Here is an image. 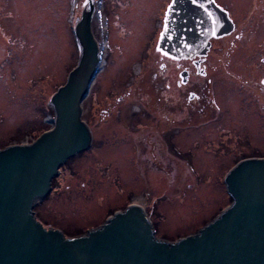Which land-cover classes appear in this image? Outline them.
<instances>
[{"label":"rangeland","instance_id":"obj_1","mask_svg":"<svg viewBox=\"0 0 264 264\" xmlns=\"http://www.w3.org/2000/svg\"><path fill=\"white\" fill-rule=\"evenodd\" d=\"M164 1H106L112 52L108 51L109 64L84 103V117L95 142L62 165V175L54 179L52 193L39 207L45 227L59 228L67 236L112 201L142 205L158 235L200 223L203 216L217 214L227 203L223 167L241 154L264 152L263 92L239 88L242 81L254 80L253 74L238 68L245 64L240 52L251 51L237 48V35L243 34L240 29L225 35L232 34L226 39L228 53H218L222 40L210 39L208 53L214 82L219 84L213 92L218 100L226 98L227 92L232 99L222 102L221 111L214 104L217 114L211 120L206 109L186 120L189 111L182 112L172 99L173 88L161 92V97L147 81L135 77L148 69L134 64L132 56L124 66L138 31L139 43L143 50L146 47L142 62L146 65ZM218 1L250 38L257 34V26L264 25L262 3ZM88 5L89 0H0V142L29 138L53 117L51 98L59 88L61 71L79 61L74 32ZM135 6L137 22L131 17ZM254 11L262 14L259 23ZM97 24L104 25V18ZM150 31L151 39L150 35L144 39L143 34ZM101 40L106 47V39L101 36ZM141 91L160 99L147 103L150 97ZM222 114L229 115V129L218 127L214 133L211 125Z\"/></svg>","mask_w":264,"mask_h":264},{"label":"water","instance_id":"obj_2","mask_svg":"<svg viewBox=\"0 0 264 264\" xmlns=\"http://www.w3.org/2000/svg\"><path fill=\"white\" fill-rule=\"evenodd\" d=\"M170 5L164 21L168 29L159 40V49L170 57L206 55L211 38L235 29L214 0ZM75 34L79 61L61 71L51 98L53 117L29 138L0 142V264H264L260 151L241 154L223 167L227 203L200 223L158 235L142 205L112 201L67 236L42 224L40 200L52 191L61 166L93 141L82 119L98 57L89 8Z\"/></svg>","mask_w":264,"mask_h":264},{"label":"flooded vegetation","instance_id":"obj_3","mask_svg":"<svg viewBox=\"0 0 264 264\" xmlns=\"http://www.w3.org/2000/svg\"><path fill=\"white\" fill-rule=\"evenodd\" d=\"M106 1H103L102 5V13H103V18H104V25L108 29V38L106 40V49L104 51V56H103V63H102V69L99 72V75L102 71L105 70L106 66L109 64L110 59H106L108 51L111 53L112 52V43H111V37H112V31L110 27H108L106 23L107 16L105 14L106 10ZM171 0H166L163 2L162 6L158 10V15H157V27L155 26V29L153 31L152 37H153V48L152 50L148 53L149 56L145 59V64L144 65L143 59L145 58L144 53L146 51V47L144 50L142 49L143 43H139V36H140V31H138L137 35H135V41H133L130 44V49L127 51V55H125V65L127 62L131 59L129 57L132 56L131 61L134 64H141V67L144 69L148 70H140L137 75L135 76L136 78L140 77L142 82H148V86H150L152 89H155V91H158L159 95L162 97L163 95L161 92L165 90H169L171 88L174 89L175 93H171L172 99L176 101L179 104V107L182 112L189 111L187 113V119L189 118H195L199 112L203 111L206 109L207 115L209 119L211 120V117H214V114H217V110L215 108V105L218 107V111H221V104L222 102H228L231 99V94L229 92L226 93V98H222L221 100H218L216 98L214 91V86L218 87L219 84L214 82V73L212 71V68L214 67L212 65V59H211V54H207V56H199L195 57L193 59H174L172 57H169L165 55L159 48H158V39L160 36V33L163 29L164 26V18L166 14V9L168 4L170 3ZM218 3L219 1L216 0ZM150 3V2H149ZM148 3V4H149ZM260 3H262V9L264 10V0H256V5L258 6ZM91 4V30L92 34L95 39L98 40V33H97V28H96V13H95V4L96 0H89V5ZM220 4V3H219ZM130 9V8H129ZM131 13V17L133 18L134 21L137 22V16L139 14L137 6H135ZM85 10H83L82 15L79 18V22L84 18L85 15ZM257 15V16H256ZM262 14L258 11H254V16L256 22H260L258 19V16H261ZM257 23V24H258ZM151 25L149 24L147 28H150ZM152 28H153V23H152ZM236 28L240 29L243 34H238V47L240 49L246 50L247 48H250V52L248 54H243L246 52H240L241 58H244V65L238 66V68L242 71L249 72L250 74L254 75V80L247 79L246 81H242L240 83L241 86L239 88H247L249 87L250 89H261L264 95V75L260 74L262 70H264V25L261 27H256L257 28V34H254V38H250L249 35L244 34L243 28L240 27L239 22L236 21ZM124 32H126V28L123 27ZM147 32L144 33V39L146 36L150 35L151 39V33ZM232 35V34H231ZM224 36L222 38H214L212 40L215 41L217 39L222 40V46L221 49L217 48L218 53H228V47L226 43V39L231 36ZM247 36V37H246ZM149 39V40H150ZM148 40V41H149ZM137 41V42H136ZM252 42V44L250 43ZM231 46H234L233 44ZM211 49V48H210ZM109 53V55H110ZM129 54V55H128ZM140 54V55H139ZM250 56V58H249ZM129 58V59H127ZM251 60V61H249ZM246 62L247 65H246ZM124 63V58L122 60L121 65ZM133 64V67H134ZM229 67V65H228ZM145 73V74H144ZM144 74V77L142 76ZM243 72L239 74L240 77H243ZM99 77V76H98ZM97 77V78H98ZM118 79H115V82ZM252 82V83H251ZM94 83H97V80L94 81ZM141 90H142V86ZM139 91V88H138ZM92 92V90H91ZM143 95H146L150 97L147 93L141 91ZM153 93V92H152ZM259 98H262V96L259 94ZM228 98V99H227ZM159 97L156 96V98L150 97V100L147 102L149 103H156L155 101H159ZM210 108H209V106ZM215 104V105H214ZM83 109L85 110V106L83 104ZM214 113H213V112ZM249 114L251 113V108L249 109ZM248 114V115H249ZM260 113L257 114L255 110V117L260 120L259 122H262L260 118ZM240 116H244L243 113H240ZM228 117H225V114H222V117L219 119L220 121L218 123H213L211 126L213 127L212 132H216V128H225L228 127ZM168 119H171L168 117ZM231 121H235L232 119ZM264 122V121H263ZM225 124L226 126H223ZM210 125V124H208ZM207 125V126H208ZM223 126V127H220ZM194 127V126H190ZM227 129V128H225ZM229 129V127H228ZM227 129V130H228ZM217 135V134H216ZM243 146H245L243 144Z\"/></svg>","mask_w":264,"mask_h":264},{"label":"snow or ice","instance_id":"obj_4","mask_svg":"<svg viewBox=\"0 0 264 264\" xmlns=\"http://www.w3.org/2000/svg\"><path fill=\"white\" fill-rule=\"evenodd\" d=\"M86 2H87V0H86ZM175 3H176V0H172V5H170V8H171L172 6H174ZM192 3L195 4V3H196V0H192ZM164 27H165V31H167V29H168V25L165 24ZM165 55H167V53H165Z\"/></svg>","mask_w":264,"mask_h":264},{"label":"bare ground","instance_id":"obj_5","mask_svg":"<svg viewBox=\"0 0 264 264\" xmlns=\"http://www.w3.org/2000/svg\"><path fill=\"white\" fill-rule=\"evenodd\" d=\"M99 76V74L97 75V77ZM97 77H96V79H97ZM65 234V233H64Z\"/></svg>","mask_w":264,"mask_h":264}]
</instances>
